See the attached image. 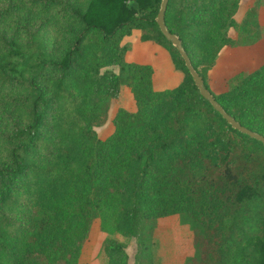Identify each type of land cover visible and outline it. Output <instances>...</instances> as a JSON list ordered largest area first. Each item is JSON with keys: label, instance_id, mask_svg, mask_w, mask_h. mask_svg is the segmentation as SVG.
I'll list each match as a JSON object with an SVG mask.
<instances>
[{"label": "trees", "instance_id": "1", "mask_svg": "<svg viewBox=\"0 0 264 264\" xmlns=\"http://www.w3.org/2000/svg\"><path fill=\"white\" fill-rule=\"evenodd\" d=\"M240 1L168 0L165 24L224 110L264 136V61L229 89L207 83L221 52L257 40L230 34ZM160 2L0 0V264H77L94 220L135 239L134 264H154L155 222L173 214L192 232L183 264H264V146L200 95L155 22ZM134 30L168 49L176 86L126 61ZM123 86L134 109L118 107L102 138ZM103 249L128 264L124 242Z\"/></svg>", "mask_w": 264, "mask_h": 264}, {"label": "rangeland", "instance_id": "2", "mask_svg": "<svg viewBox=\"0 0 264 264\" xmlns=\"http://www.w3.org/2000/svg\"><path fill=\"white\" fill-rule=\"evenodd\" d=\"M255 10L254 20L257 27L251 28L249 34L242 32L240 24L245 19L250 8ZM237 27L230 30L231 36L239 39H264V0H241L237 14L235 15ZM136 31L129 42L126 61H138L150 63L155 68V84L161 89L176 86L183 77L166 47L153 41H141ZM141 42H147V44ZM254 43V42H252ZM229 49V48H228ZM225 49L222 53L226 52ZM254 50L247 52V60L238 56H221L216 65L207 74V83L213 92L229 89L244 74L248 73L259 61L254 59ZM250 67V68H249ZM118 71L117 66L111 67ZM131 93L126 87H122L118 98L110 101L108 117L105 122L95 127L100 137L107 136L113 130L112 116L118 107L133 109ZM154 243L149 253L154 258V264H183L184 259L193 254L192 232L188 224L183 223L177 214L161 217L156 220ZM114 237L126 244L128 264H134L136 254V241L134 238H125L119 233L108 234L101 230L98 220H94L82 248L81 256L77 264H106L107 257L103 249V241L106 237Z\"/></svg>", "mask_w": 264, "mask_h": 264}, {"label": "water", "instance_id": "3", "mask_svg": "<svg viewBox=\"0 0 264 264\" xmlns=\"http://www.w3.org/2000/svg\"><path fill=\"white\" fill-rule=\"evenodd\" d=\"M168 0H161L160 6L155 17V22L165 37L166 40L170 41L172 46L177 50L179 55L184 61V65L187 68L189 74L192 77L194 85L197 87L200 95L204 97L210 105L213 107L215 111H217L226 122L237 131L246 134L247 136L259 141L264 146V136L260 133H257L244 125L240 124L237 120H235L229 113H227L224 108L219 104V102L213 97V95L205 88L203 85L202 77L197 73L194 69L193 65L190 62L188 55L186 54L185 50L182 47L181 41L179 37L173 33H171L166 24H165V11L167 8Z\"/></svg>", "mask_w": 264, "mask_h": 264}, {"label": "crops", "instance_id": "4", "mask_svg": "<svg viewBox=\"0 0 264 264\" xmlns=\"http://www.w3.org/2000/svg\"><path fill=\"white\" fill-rule=\"evenodd\" d=\"M138 32V30H134L133 32H132V34L131 35H129V36H126L125 38H124V41H126V42H128L127 40H131V41H133V39H131V36H133V34L135 33V32ZM138 36H140L139 35V33H138ZM139 39V38H138ZM133 42H135V41H133ZM129 43V42H128ZM136 43V42H135ZM138 43H141L140 45H143L142 43H145V44H147V42H141V41H138ZM249 49L250 50H254V59L256 60V61H259V63L261 64L263 61H264V39H257L254 43H248V44H244V45H238V46H235V47H232V48H229L226 52H224V53H222L221 52V54L218 56V58H217V62L219 61V59H220V57L221 56H238V58H240V59H242V58H244V59H248L247 58V52L249 51ZM128 52V51H127ZM127 52H126V55H125V58H126V56H127ZM131 61V60H130ZM216 62V63H217ZM259 64V65H260ZM152 65V64H151ZM153 66V65H152ZM258 65H256V66H254L253 67V69L254 68H256ZM154 68V67H153ZM250 68V67H249ZM252 70V69H251ZM154 78H155V68H154V76H153V84H154V86H155V88H157V89H161L160 87H158V86H156V84H155V80H154ZM132 98V97H131ZM131 100H133V99H131ZM132 104H134V102L132 103ZM123 107V106H122ZM134 109V108H133ZM132 110V109H131Z\"/></svg>", "mask_w": 264, "mask_h": 264}]
</instances>
